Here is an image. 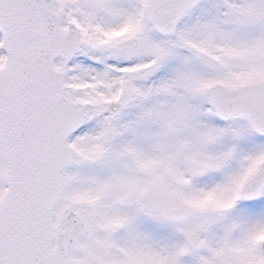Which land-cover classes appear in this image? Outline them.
<instances>
[{"label": "snow or ice", "instance_id": "6c2138e0", "mask_svg": "<svg viewBox=\"0 0 264 264\" xmlns=\"http://www.w3.org/2000/svg\"><path fill=\"white\" fill-rule=\"evenodd\" d=\"M0 264H264V0H0Z\"/></svg>", "mask_w": 264, "mask_h": 264}]
</instances>
